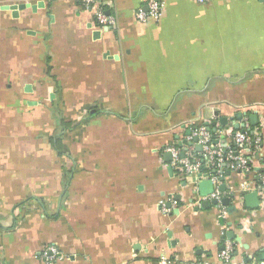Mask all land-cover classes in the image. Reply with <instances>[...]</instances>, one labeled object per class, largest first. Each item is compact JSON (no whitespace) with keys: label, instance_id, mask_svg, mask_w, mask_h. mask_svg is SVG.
I'll use <instances>...</instances> for the list:
<instances>
[{"label":"crops","instance_id":"1","mask_svg":"<svg viewBox=\"0 0 264 264\" xmlns=\"http://www.w3.org/2000/svg\"><path fill=\"white\" fill-rule=\"evenodd\" d=\"M147 1L106 0L110 28L78 0H0V264H197L225 240L264 260V201L226 196L243 177L221 175L223 217L164 150L199 123L257 130L264 174V0H159L139 22Z\"/></svg>","mask_w":264,"mask_h":264},{"label":"built area","instance_id":"2","mask_svg":"<svg viewBox=\"0 0 264 264\" xmlns=\"http://www.w3.org/2000/svg\"><path fill=\"white\" fill-rule=\"evenodd\" d=\"M199 3L208 0H194ZM79 4L93 14L94 22L97 26H116V17L107 12L106 0H78ZM164 3L159 0H149L144 7H139L135 11V18L139 22H145L147 19H159L163 11ZM194 138H197L194 141ZM261 139L257 130L237 129L230 130L226 128L210 129L206 124H195L190 128V133L186 137V143L177 145L171 143L165 146L164 150L171 155L170 165L174 168L178 177L188 180L192 185V191L195 194L193 205L200 207L202 202L207 200H216L221 209V216L227 214L225 206L221 200L224 193L218 189L219 178L225 169L232 172H238L243 180L238 183L237 188H229L226 196L233 198L239 204L242 196L246 193L255 191L260 197V202L264 201V174H254L255 156L260 153ZM196 145L201 146V150L195 149ZM208 179L212 184V191L206 195L197 193L196 185L201 181ZM237 190V191H236ZM237 193V197L236 196ZM236 203V204H237ZM158 208L164 214L170 213L176 203H169L168 198L162 197L158 202ZM234 243L225 240L218 252V260L204 258L197 264H264V260L250 261L233 258ZM44 260L52 263L62 258V254L55 245L48 246L43 251ZM165 260V257L161 258Z\"/></svg>","mask_w":264,"mask_h":264},{"label":"water","instance_id":"3","mask_svg":"<svg viewBox=\"0 0 264 264\" xmlns=\"http://www.w3.org/2000/svg\"><path fill=\"white\" fill-rule=\"evenodd\" d=\"M39 5H42V3H39ZM23 7H25V6L22 5V4H19V5L16 4V5H11V6H2L3 9H11V10H13V13H12L13 16H16L17 15V10L18 9H21ZM241 116H242L241 113H237L236 114V118L238 120L240 119ZM249 120H250L251 125L257 124L258 123V116H257V114H255V113L250 114L249 115ZM226 122H227V119L226 118L221 119V123H226ZM196 140H197V138H194V141H196ZM195 149L197 151H200L201 150V146L200 145H196L195 146ZM227 174H228V172H227ZM219 180L221 181V183L218 185V189L221 192H224L226 190V188H227L226 185H225V183L223 182L224 177L221 176L219 178ZM198 187L201 189V195L209 194L212 191V184H211L210 180H208V179L201 180L198 183ZM203 188H204V190H203ZM242 200L244 201L245 206L252 207L253 208V207L258 206L260 197L258 196V194L255 191H252V192H249V193L244 194L242 196ZM221 202L223 204H225V205H228L229 198L228 197H223L222 200H221ZM211 203L212 204H217V201L216 200H211ZM207 206H208V201L207 200L203 201L202 208H206ZM234 209H235V206L234 205L233 206L231 205L229 207V210L230 211H233ZM227 236H230V235L228 234Z\"/></svg>","mask_w":264,"mask_h":264},{"label":"trees","instance_id":"4","mask_svg":"<svg viewBox=\"0 0 264 264\" xmlns=\"http://www.w3.org/2000/svg\"><path fill=\"white\" fill-rule=\"evenodd\" d=\"M59 149H60V148H59ZM59 149H58V150H59Z\"/></svg>","mask_w":264,"mask_h":264}]
</instances>
